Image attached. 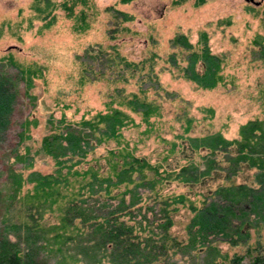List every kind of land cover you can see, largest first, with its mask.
<instances>
[{"label": "trees", "instance_id": "16d2710c", "mask_svg": "<svg viewBox=\"0 0 264 264\" xmlns=\"http://www.w3.org/2000/svg\"><path fill=\"white\" fill-rule=\"evenodd\" d=\"M78 3L87 4V0H62L61 7L71 15ZM109 8L122 14L121 20L132 19L113 5ZM85 26L78 25L81 29ZM170 43L176 49L169 60L175 61L177 54L186 55V76L197 86L214 88L222 81L223 58L211 52L205 30L200 31L195 43L184 32H176ZM77 57L82 79L87 78L95 58L104 67L107 64L110 72L102 69L99 75L111 81L124 79L126 71L134 74L140 68L137 62L125 59L117 43L86 49ZM152 69V74L147 71L150 79ZM39 74V68L30 64H18L14 75H7L0 67V264H161L169 244L219 250L210 235L236 244L248 239V228L264 223V119L256 117L242 123L233 138L224 137L220 131L206 136L185 134L192 128L194 117L188 102L181 98L177 114L183 119L181 136L193 150L203 147L206 151L200 154V161L192 158L175 166L151 162L122 142L121 131L133 120L123 105L145 121L158 114L161 105L147 98L145 88L130 96H116L120 98L117 105L110 99L105 111L96 112L92 118L71 122L61 116L51 120L54 129L42 137L41 150L52 159L53 168L46 173L33 169L24 176V169L33 163L25 142L31 122L28 114L18 122L15 142L8 140L7 129L18 117L17 105L19 109L25 104L19 82H23L25 96L33 101L35 96L29 88ZM154 80L155 89L162 88ZM208 111L213 112L210 107ZM100 146L105 153L95 156ZM246 170L252 174L244 175ZM217 179L220 182L216 186L199 190L204 197L200 203L183 192H163L172 181L191 189ZM26 182L31 187H25ZM147 198L150 205L145 202ZM187 201L193 215L187 226L188 238L181 241L169 228L178 203L185 205ZM136 214L140 215L137 220L133 217ZM241 258L235 254L230 260L239 264ZM251 261L264 263V255H256Z\"/></svg>", "mask_w": 264, "mask_h": 264}, {"label": "rangeland", "instance_id": "374dc122", "mask_svg": "<svg viewBox=\"0 0 264 264\" xmlns=\"http://www.w3.org/2000/svg\"><path fill=\"white\" fill-rule=\"evenodd\" d=\"M61 1L0 0V67L7 75H14L18 64H30L41 73L29 88L35 96L33 101L25 96L23 82H19L25 104L19 109L17 105L18 117L7 129L8 140L15 142L18 122L28 114L31 122L25 142L30 146L33 163L24 169V176L33 169L46 173L53 168L52 159L41 150L42 137L54 129L51 120L61 116L71 122L92 118L96 112L105 111L110 99L117 105L120 98L116 96H130L142 88L147 98L155 99L161 108L145 121L140 114L121 106L133 118L121 129L122 142L151 162L175 166L192 158L200 161V154L206 151L203 147L193 150L187 138L181 136L183 119L177 118L181 98L188 102L194 117L192 128L185 134L206 136L220 131L224 137L233 138L238 136L242 123L256 117L264 119V0L257 8L245 0H87V4H76L71 15L61 7ZM111 5L132 19L121 20L122 14L108 9ZM85 23L86 28L78 27ZM202 30L206 31L211 52L223 58V79L214 88L199 87L187 78L184 68L188 63L183 53L175 55L176 62L169 60L176 49L170 43L176 32H184L195 43ZM113 43L118 44L125 59L137 62L140 68L134 74L126 71L124 79L111 81L99 75V70L109 73L110 69L95 58L87 78L82 79L77 56L86 49L98 45L106 48ZM151 67L154 74L150 79ZM154 79L162 88L155 89ZM104 153L100 146L95 156ZM243 173L248 176L252 170ZM208 181L191 189L172 181L163 192H183L200 203L204 197L199 190L206 191L220 182ZM24 186L31 184L26 182ZM145 202L151 204L149 198ZM178 205L169 232L182 241L188 238L187 226L193 211L189 201ZM133 217L137 220L140 215ZM248 232V239L241 238L243 241L236 244L210 235L219 250L169 244L161 264H232L230 259L235 254L242 255L239 264H253V257L264 255V223L248 228Z\"/></svg>", "mask_w": 264, "mask_h": 264}, {"label": "water", "instance_id": "95a60500", "mask_svg": "<svg viewBox=\"0 0 264 264\" xmlns=\"http://www.w3.org/2000/svg\"><path fill=\"white\" fill-rule=\"evenodd\" d=\"M245 1L250 2V3H253L255 5H258V4L261 3V0H245Z\"/></svg>", "mask_w": 264, "mask_h": 264}]
</instances>
